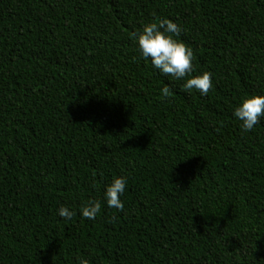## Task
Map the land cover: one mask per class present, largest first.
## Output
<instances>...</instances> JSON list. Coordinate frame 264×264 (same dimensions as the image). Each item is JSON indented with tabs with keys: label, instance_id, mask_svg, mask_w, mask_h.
I'll list each match as a JSON object with an SVG mask.
<instances>
[{
	"label": "trees",
	"instance_id": "obj_1",
	"mask_svg": "<svg viewBox=\"0 0 264 264\" xmlns=\"http://www.w3.org/2000/svg\"><path fill=\"white\" fill-rule=\"evenodd\" d=\"M163 18L207 95L140 58ZM261 94L264 0H0V264H264V118L232 115Z\"/></svg>",
	"mask_w": 264,
	"mask_h": 264
},
{
	"label": "clouds",
	"instance_id": "obj_2",
	"mask_svg": "<svg viewBox=\"0 0 264 264\" xmlns=\"http://www.w3.org/2000/svg\"><path fill=\"white\" fill-rule=\"evenodd\" d=\"M181 28L173 21L163 18L155 22H149L133 34L136 50L140 58L148 61L153 69L159 73L170 76L172 80H180L181 90L197 91L201 96L208 94L213 86L212 75L204 71L198 75H191L193 67V51L182 40L175 37ZM187 77V78H186ZM172 89L166 84L161 90V96L167 99ZM233 117L239 122L242 132L252 131L261 118H264V94L249 95L244 97L233 109ZM128 181L125 176L113 177L105 186L103 202L109 208L122 210V194ZM101 210L99 202L90 201L79 209V214L86 219L93 220ZM57 215L70 220L76 213L67 206L61 205ZM79 264H89L87 259L80 258Z\"/></svg>",
	"mask_w": 264,
	"mask_h": 264
}]
</instances>
